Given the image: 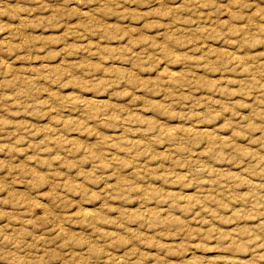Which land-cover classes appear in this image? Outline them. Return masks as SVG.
<instances>
[{
  "label": "rangeland",
  "instance_id": "rangeland-1",
  "mask_svg": "<svg viewBox=\"0 0 264 264\" xmlns=\"http://www.w3.org/2000/svg\"><path fill=\"white\" fill-rule=\"evenodd\" d=\"M0 264H264V0H0Z\"/></svg>",
  "mask_w": 264,
  "mask_h": 264
}]
</instances>
